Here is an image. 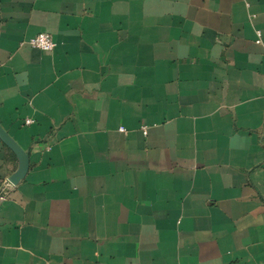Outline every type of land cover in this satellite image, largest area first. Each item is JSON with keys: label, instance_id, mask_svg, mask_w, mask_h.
<instances>
[{"label": "crops", "instance_id": "0c3cea01", "mask_svg": "<svg viewBox=\"0 0 264 264\" xmlns=\"http://www.w3.org/2000/svg\"><path fill=\"white\" fill-rule=\"evenodd\" d=\"M0 127V264H264V0H0Z\"/></svg>", "mask_w": 264, "mask_h": 264}, {"label": "built area", "instance_id": "2783aa9c", "mask_svg": "<svg viewBox=\"0 0 264 264\" xmlns=\"http://www.w3.org/2000/svg\"><path fill=\"white\" fill-rule=\"evenodd\" d=\"M27 44L33 48L43 52H52L55 48V43L52 40V37L47 33L37 34L35 37L28 40ZM32 123V120L26 119L24 121L25 125ZM142 132L146 134V128L142 127ZM120 132L125 133V130L119 129ZM9 177L3 178L0 181V204L7 200L8 195L14 190L15 186L9 183Z\"/></svg>", "mask_w": 264, "mask_h": 264}, {"label": "water", "instance_id": "95a60500", "mask_svg": "<svg viewBox=\"0 0 264 264\" xmlns=\"http://www.w3.org/2000/svg\"><path fill=\"white\" fill-rule=\"evenodd\" d=\"M0 140L17 158L18 168L16 172H14L8 178L9 183L16 187L28 170V157L26 153L3 131L1 127Z\"/></svg>", "mask_w": 264, "mask_h": 264}]
</instances>
